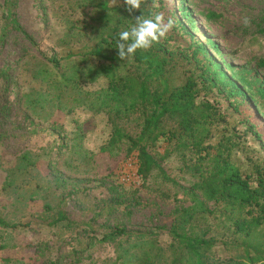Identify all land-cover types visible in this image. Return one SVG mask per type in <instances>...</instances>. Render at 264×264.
<instances>
[{"label":"rangeland","instance_id":"rangeland-1","mask_svg":"<svg viewBox=\"0 0 264 264\" xmlns=\"http://www.w3.org/2000/svg\"><path fill=\"white\" fill-rule=\"evenodd\" d=\"M74 2L0 0V220L9 224L0 221V264H107L116 258V243L122 237L100 238L115 227L125 228L132 238L136 234L156 235L161 245L167 246L177 205L186 204L185 188L212 167L211 160L219 151L230 155L242 173L251 177L253 186L258 185V167L264 165V123L259 120L264 118V107L257 109L242 95L228 96L227 91L201 82L204 52L198 54L200 62L194 60L192 37L183 34V29H171L167 34L173 59L165 79L151 85L163 90L167 82L169 91L194 76L198 80L194 90L196 113L209 112L196 137L217 148L204 152L205 159H197L192 140L184 136L181 140L187 144L178 149L177 136L169 140L162 136L151 151L171 181L158 171L144 180L138 173L136 152L125 157L119 148L100 151L112 135V114L77 106L73 97L106 87V79L83 82L79 94L75 89H63L65 108L59 112L51 103L36 112L24 105L23 94L41 85L47 87L32 72L39 69L43 55H65L78 47L75 39L70 40L68 28L71 20L82 18L84 13L71 12ZM121 2L110 0L111 5ZM181 3L189 9L190 17L182 12L173 15ZM157 5L166 18L173 17L177 24L187 26L194 34L192 40L206 44L208 57L220 62L236 82L242 77L256 85L264 81V66L258 65L264 59V35L260 33L264 0H163ZM209 11L221 16L208 19ZM12 17L19 28L11 23ZM245 18L250 21L247 26ZM49 85L54 97L58 90ZM247 87L251 92L252 85ZM142 119L137 110L120 123L134 133ZM163 126L167 131L178 128V118L167 117ZM78 137L83 141L80 147L76 145ZM26 151H30L33 162L29 160L24 166L27 162L23 161L19 166L18 157ZM48 205L52 206L50 211ZM60 209L73 226L64 222L49 225L51 215ZM220 214L217 220L213 216L204 220L221 224L217 256L242 259L240 247L233 254L224 243H240L244 236L233 234L230 214ZM200 224L198 228L206 227ZM262 235L261 228L253 232L252 245L264 242Z\"/></svg>","mask_w":264,"mask_h":264},{"label":"trees","instance_id":"trees-1","mask_svg":"<svg viewBox=\"0 0 264 264\" xmlns=\"http://www.w3.org/2000/svg\"><path fill=\"white\" fill-rule=\"evenodd\" d=\"M162 1L143 0L141 9L129 14L124 0L115 5H111L110 0H75L71 12L80 10L84 15L82 18L71 20L73 23L68 31L70 40L75 39L78 47L71 48L65 55L54 54L50 57L43 55L44 61L39 63V69L32 72L33 77H38L40 82L47 84V87L41 85L29 93L26 92L27 94L22 96V103L27 104L33 112L38 109L43 111L48 107V103H51L50 106L57 107L59 112L65 108L62 103L65 90L75 89L79 94L80 89H83V82L106 79V87L73 97L77 106H87L97 112L107 111L112 114V135L100 151L108 152L113 148H119L125 157L136 152L138 173L144 180L158 171L165 180L171 181L173 179L151 151L162 136L167 140L177 136L178 149L187 144V141L181 140L184 136L192 140L197 159H205L207 155L203 158L204 152L217 148L207 144L204 138L196 137L201 121L206 122L209 117L206 109L200 116L196 113L194 90L198 80L191 75L184 83L170 87L169 91L167 82L163 90L152 87V82L165 79L164 75L173 59L169 44L170 36L166 35L159 42H154L147 50L138 49L125 60L119 59L116 49L118 33L134 24V16L142 14L152 17L155 13L161 12V7L156 6V3ZM176 12H182L183 16L190 17L189 9L183 3L174 8L173 15ZM8 16H13V13H9ZM220 16L221 14L214 11L206 14L208 19H218ZM11 23L18 28L20 26L14 17L11 18ZM71 29L74 31L70 32ZM172 29L174 32L183 29V34L189 33L192 39L194 38L192 31L182 22L177 24L175 21ZM260 33L264 35V25L260 27ZM192 39L191 42L194 44L192 57L200 62L198 54L204 52L206 61L200 67L201 82L210 83L223 92L227 91L228 96L242 95L257 109L264 107V81L256 85L242 77L240 83L236 82L235 76L229 75L220 62L208 57L206 44ZM209 44L217 47L214 41L209 40ZM258 65L264 66V59H261ZM49 84L58 90L54 97L48 90ZM247 84L252 85L251 92ZM72 108L74 107L71 106ZM137 110L143 119L139 130L133 133L120 122ZM167 117H177L178 128L167 131L163 126ZM259 120L264 123L263 116L259 117ZM77 139L76 145L82 146V137ZM220 144L221 142L218 145ZM29 152L26 151L18 157L21 163L19 166L23 161L27 162L24 166L31 162L29 160L33 162ZM211 161L212 167L201 172L191 186L185 188L186 204L177 205L179 207L175 210L176 214L169 230L172 239L167 246L163 247L156 235L131 233L134 236L132 238L131 235H127L125 228L115 227L100 238L107 241L122 237L116 243V258L107 264H264V242L255 245L250 242L252 233L260 228L264 238V165L258 167V185L253 186L251 177L242 173L239 166L230 160L229 154L224 155L223 151H219ZM196 170L199 172V168ZM51 209L52 206L48 205L47 210ZM219 212L230 214V228H233V234L244 236L240 243H224L233 254L241 249L242 253L239 254H242V259H237L239 257L235 255L227 258L217 256V234L221 224L208 223L204 220L212 216L217 220ZM51 216L53 218L49 225H58L61 222L74 225L61 209ZM0 221L6 224L4 220ZM198 224L206 227L200 229L197 227Z\"/></svg>","mask_w":264,"mask_h":264},{"label":"clouds","instance_id":"clouds-1","mask_svg":"<svg viewBox=\"0 0 264 264\" xmlns=\"http://www.w3.org/2000/svg\"><path fill=\"white\" fill-rule=\"evenodd\" d=\"M143 0H124L126 10L133 14L141 9ZM247 26L250 21L244 20ZM175 26L171 17H165L163 13L157 12L152 17L144 15L134 16V24L118 33V57L125 60L131 57L138 49L147 50L154 42H159Z\"/></svg>","mask_w":264,"mask_h":264}]
</instances>
